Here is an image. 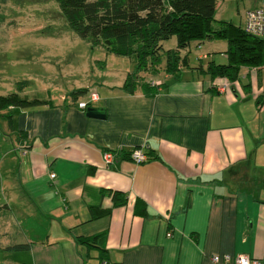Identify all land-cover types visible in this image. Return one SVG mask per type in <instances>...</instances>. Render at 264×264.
Segmentation results:
<instances>
[{"label": "crops", "instance_id": "crops-1", "mask_svg": "<svg viewBox=\"0 0 264 264\" xmlns=\"http://www.w3.org/2000/svg\"><path fill=\"white\" fill-rule=\"evenodd\" d=\"M128 59L115 84L20 109L0 264H234L223 256L238 254L264 264V67H248V84L235 87L191 64L171 74L163 63L128 93ZM92 92L88 106L103 118L78 107ZM136 148L152 159L125 157ZM109 190L126 204L114 206ZM137 199L145 216L134 213ZM100 234L96 246L76 241Z\"/></svg>", "mask_w": 264, "mask_h": 264}, {"label": "rangeland", "instance_id": "rangeland-1", "mask_svg": "<svg viewBox=\"0 0 264 264\" xmlns=\"http://www.w3.org/2000/svg\"><path fill=\"white\" fill-rule=\"evenodd\" d=\"M260 6H264V0H216L213 25L226 21L242 27L246 12ZM162 46L174 49L176 38L162 41ZM226 50L223 39L194 41L182 55H187L193 66H206L210 61L226 64ZM128 65L127 57L92 47L76 35L55 0H0L1 96L18 93L28 99L59 100L86 84L94 88L102 82L115 84ZM144 73L145 77L149 72ZM248 73L249 68L241 66L231 82L235 87L247 85ZM21 82L27 84L19 89L17 84ZM19 113V108L0 110V204L5 193L17 188Z\"/></svg>", "mask_w": 264, "mask_h": 264}, {"label": "trees", "instance_id": "trees-1", "mask_svg": "<svg viewBox=\"0 0 264 264\" xmlns=\"http://www.w3.org/2000/svg\"><path fill=\"white\" fill-rule=\"evenodd\" d=\"M68 27L92 47H103L107 53L125 56L133 63L121 86L133 93L142 82V72H157L164 63V70L179 73L189 67L186 52L194 41L223 39L227 42V63L207 65L199 63L195 69L211 78L234 81L241 66L264 67V39L255 36L231 22L222 21L214 26L216 0H55ZM176 38L174 49H164L162 41ZM26 82L18 83L21 89ZM77 88L70 97L85 94ZM49 104L46 99L23 98L18 93L0 95V110L4 108L33 109ZM88 107V106H87ZM19 131V137L23 134ZM131 153V152H130ZM130 153L125 154L129 157ZM148 159H152L148 157ZM114 206H122L127 196L119 191H108ZM134 213L145 216L146 205L137 199ZM77 237L85 246H96L99 237ZM16 249L26 248L17 245Z\"/></svg>", "mask_w": 264, "mask_h": 264}, {"label": "built area", "instance_id": "built-area-1", "mask_svg": "<svg viewBox=\"0 0 264 264\" xmlns=\"http://www.w3.org/2000/svg\"><path fill=\"white\" fill-rule=\"evenodd\" d=\"M243 28L245 31L259 36L264 39V6H260L254 9H250L246 12L244 18ZM98 99V95L96 92H92L90 94V99L88 102H80L78 103V107L85 109L89 105V103L96 101ZM129 158L136 164H142L148 161V156L143 152L141 148H136L131 151ZM113 160V153L110 151H104L103 153V161L104 163H111ZM51 178L54 177V174L50 175ZM224 260L230 261L232 260L234 264H258V260L251 259L247 255L238 254L235 257H231L230 255H224ZM211 260L213 262H218L220 260V255L214 254L211 256Z\"/></svg>", "mask_w": 264, "mask_h": 264}, {"label": "water", "instance_id": "water-1", "mask_svg": "<svg viewBox=\"0 0 264 264\" xmlns=\"http://www.w3.org/2000/svg\"><path fill=\"white\" fill-rule=\"evenodd\" d=\"M86 116L92 118H103L105 114L103 109L89 106L86 108Z\"/></svg>", "mask_w": 264, "mask_h": 264}]
</instances>
